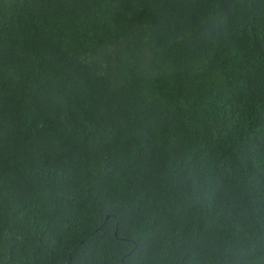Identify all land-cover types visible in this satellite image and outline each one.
I'll list each match as a JSON object with an SVG mask.
<instances>
[{
  "label": "trees",
  "instance_id": "1",
  "mask_svg": "<svg viewBox=\"0 0 264 264\" xmlns=\"http://www.w3.org/2000/svg\"><path fill=\"white\" fill-rule=\"evenodd\" d=\"M0 264H264V0H0Z\"/></svg>",
  "mask_w": 264,
  "mask_h": 264
}]
</instances>
